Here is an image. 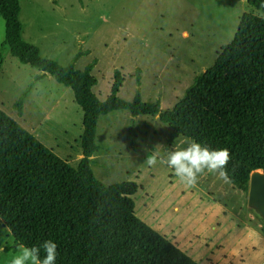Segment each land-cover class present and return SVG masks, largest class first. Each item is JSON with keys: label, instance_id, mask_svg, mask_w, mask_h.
Here are the masks:
<instances>
[{"label": "rangeland", "instance_id": "374dc122", "mask_svg": "<svg viewBox=\"0 0 264 264\" xmlns=\"http://www.w3.org/2000/svg\"><path fill=\"white\" fill-rule=\"evenodd\" d=\"M243 13L264 17L247 0H21L19 19L23 38L42 56L79 70L95 61L92 90L100 100L110 94L119 70L118 97L130 101L139 91L143 101H159L165 111L214 63ZM3 39L0 17V46ZM3 51L0 108L76 167L83 113L72 90L49 75L35 80L39 70ZM21 97L19 115L14 103ZM170 133L158 115H101L99 149L91 158L95 177L105 185L135 182L134 215L197 264H264V240L256 234L264 222L249 207L247 193L212 174L186 188L172 169L144 163L153 150L163 155L185 138L178 136L169 147ZM13 246L0 220V264H9Z\"/></svg>", "mask_w": 264, "mask_h": 264}, {"label": "trees", "instance_id": "16d2710c", "mask_svg": "<svg viewBox=\"0 0 264 264\" xmlns=\"http://www.w3.org/2000/svg\"><path fill=\"white\" fill-rule=\"evenodd\" d=\"M20 1L0 0V69L7 48L21 64L41 72L35 80L49 75L72 90L83 113L82 156L71 166L0 109V220L11 230L13 248L52 240L55 264H197L134 215L135 182L105 185L95 177L91 157L99 149L97 122L116 110L133 117L158 115L171 128L169 147L182 135L229 149L231 184L247 193L251 172H264V17L243 13L214 63L171 109L161 111L159 101L145 102L139 91L130 101L118 97L119 70L113 72L110 94L100 100L92 90L95 61L79 70L74 63L61 65L42 56L23 38ZM247 2L264 13V0ZM14 106L21 115L23 98Z\"/></svg>", "mask_w": 264, "mask_h": 264}, {"label": "clouds", "instance_id": "9594fccd", "mask_svg": "<svg viewBox=\"0 0 264 264\" xmlns=\"http://www.w3.org/2000/svg\"><path fill=\"white\" fill-rule=\"evenodd\" d=\"M230 159L227 148L213 149L185 137L163 155L153 150L151 155H146L144 163L148 167H156L158 164L166 166L174 171L180 184L186 188H195L199 178L205 174L215 175L225 184L231 183L227 170ZM0 251L3 249L0 248ZM57 254V244L52 240H45L38 246L31 247L20 244L9 264H55Z\"/></svg>", "mask_w": 264, "mask_h": 264}, {"label": "water", "instance_id": "95a60500", "mask_svg": "<svg viewBox=\"0 0 264 264\" xmlns=\"http://www.w3.org/2000/svg\"><path fill=\"white\" fill-rule=\"evenodd\" d=\"M248 205L264 222V172L252 171L248 183Z\"/></svg>", "mask_w": 264, "mask_h": 264}, {"label": "crops", "instance_id": "0c3cea01", "mask_svg": "<svg viewBox=\"0 0 264 264\" xmlns=\"http://www.w3.org/2000/svg\"><path fill=\"white\" fill-rule=\"evenodd\" d=\"M25 65H27V64H25ZM40 73H41V72H40ZM40 73H39V74H40ZM36 75H37V74H36ZM45 76H46V75H45ZM45 76H43V78H44ZM43 78H41V79H43ZM41 79H40V80H41ZM0 109H1V108H0ZM1 110H2V109H1ZM22 112H23V111H22ZM21 115H22V114H21ZM136 117H137V116H134L133 119L135 120ZM25 130H26V129H25ZM28 132H29V131H28ZM29 133H30V132H29ZM31 134H32V133H31ZM32 135H33V134H32ZM33 136H34V135H33ZM34 137H36V136H34ZM81 156H82V155H80L79 158H81ZM93 156H94V155H93ZM91 158H92V157H91ZM63 160H64V159H63ZM65 161H66V160H65ZM67 162H68V161H67ZM71 166H72V165H71ZM256 234H257L260 238H262V239L264 240V231H263L262 228H261V231L257 232Z\"/></svg>", "mask_w": 264, "mask_h": 264}]
</instances>
